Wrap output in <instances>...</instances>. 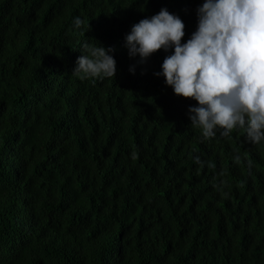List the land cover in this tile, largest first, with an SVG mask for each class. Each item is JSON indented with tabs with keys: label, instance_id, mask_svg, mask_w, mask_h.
I'll list each match as a JSON object with an SVG mask.
<instances>
[{
	"label": "trees",
	"instance_id": "obj_1",
	"mask_svg": "<svg viewBox=\"0 0 264 264\" xmlns=\"http://www.w3.org/2000/svg\"><path fill=\"white\" fill-rule=\"evenodd\" d=\"M202 3L0 0V264H264V143L203 139L154 76L171 52L124 47L162 7L186 41ZM96 42L114 79L72 73Z\"/></svg>",
	"mask_w": 264,
	"mask_h": 264
},
{
	"label": "clouds",
	"instance_id": "obj_2",
	"mask_svg": "<svg viewBox=\"0 0 264 264\" xmlns=\"http://www.w3.org/2000/svg\"><path fill=\"white\" fill-rule=\"evenodd\" d=\"M196 18L195 31L183 42L185 24L167 8L141 19L124 37L129 58L143 64L158 50L171 52L154 76L163 77L174 95L196 102L187 117L203 139L242 130L248 143H264V0H203ZM73 26L81 29L84 21L76 17ZM83 49L73 74L114 79L113 48L96 42ZM129 73L135 74L134 66Z\"/></svg>",
	"mask_w": 264,
	"mask_h": 264
}]
</instances>
